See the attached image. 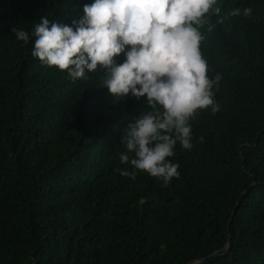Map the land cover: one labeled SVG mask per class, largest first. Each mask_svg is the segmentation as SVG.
<instances>
[{
	"label": "trees",
	"instance_id": "1",
	"mask_svg": "<svg viewBox=\"0 0 264 264\" xmlns=\"http://www.w3.org/2000/svg\"><path fill=\"white\" fill-rule=\"evenodd\" d=\"M92 2L0 0V264H264V0H218L200 29L219 110L190 121L167 186L121 175L134 171L123 129L153 111L146 97L32 56L41 17L71 24Z\"/></svg>",
	"mask_w": 264,
	"mask_h": 264
},
{
	"label": "clouds",
	"instance_id": "2",
	"mask_svg": "<svg viewBox=\"0 0 264 264\" xmlns=\"http://www.w3.org/2000/svg\"><path fill=\"white\" fill-rule=\"evenodd\" d=\"M217 4L218 0H93L71 24L46 17L35 24L34 58L73 80L102 70V87L117 99L147 98L153 111L123 129L121 141L127 151L119 159L134 171L118 169L121 175L134 180L138 171L146 172L167 186L180 175L179 164L169 159L177 142L192 148L190 121L200 110H219L213 88L221 76L213 80L208 75L200 31L204 25L213 30L210 17L221 13ZM251 13V7L243 9L245 16ZM239 15L241 9L236 8L224 18ZM12 31L29 42L28 31ZM121 54L126 58L117 63Z\"/></svg>",
	"mask_w": 264,
	"mask_h": 264
}]
</instances>
